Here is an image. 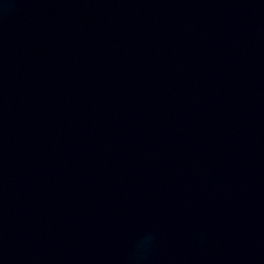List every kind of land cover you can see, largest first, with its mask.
Listing matches in <instances>:
<instances>
[{"label":"water","instance_id":"water-1","mask_svg":"<svg viewBox=\"0 0 264 264\" xmlns=\"http://www.w3.org/2000/svg\"><path fill=\"white\" fill-rule=\"evenodd\" d=\"M0 264H264V0H0Z\"/></svg>","mask_w":264,"mask_h":264}]
</instances>
